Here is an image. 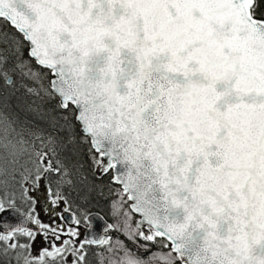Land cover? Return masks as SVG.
<instances>
[{"label": "snow or ice", "instance_id": "obj_1", "mask_svg": "<svg viewBox=\"0 0 264 264\" xmlns=\"http://www.w3.org/2000/svg\"><path fill=\"white\" fill-rule=\"evenodd\" d=\"M0 264H264V0H0Z\"/></svg>", "mask_w": 264, "mask_h": 264}, {"label": "rangeland", "instance_id": "obj_2", "mask_svg": "<svg viewBox=\"0 0 264 264\" xmlns=\"http://www.w3.org/2000/svg\"><path fill=\"white\" fill-rule=\"evenodd\" d=\"M41 193H43V188H41V192L40 193H35V195H37L38 198H39V202H38L37 207H36V211L39 214V219L42 220L44 223H53V220L51 219V215L49 213L46 214L43 211V207L41 205L43 195H41ZM61 210H62V207H61V209L59 211H61ZM73 211H75L74 208H73ZM80 231H81V239H83L82 234H83L84 229L81 228ZM115 235H119V234H115ZM120 239H125V238L123 236H120ZM41 246H46V245H43L42 238L38 237L37 238V243L35 244V249H39ZM129 246H131L130 243H129ZM33 254L34 255L37 254L36 251H34Z\"/></svg>", "mask_w": 264, "mask_h": 264}, {"label": "trees", "instance_id": "obj_3", "mask_svg": "<svg viewBox=\"0 0 264 264\" xmlns=\"http://www.w3.org/2000/svg\"><path fill=\"white\" fill-rule=\"evenodd\" d=\"M81 195H83L82 193H81ZM69 199L70 200H72V201H75L76 203H80V200L77 198V193L76 192H71V194L69 195ZM94 202V201H93ZM101 203L102 204H104L105 205V207H104V213L103 214H105L106 215V213H107V207H106V201H101ZM75 209V208H74ZM99 209H97V208H95V207H91V211H98ZM114 235V234H113ZM131 245V244H130ZM131 247V246H130Z\"/></svg>", "mask_w": 264, "mask_h": 264}, {"label": "flooded vegetation", "instance_id": "obj_4", "mask_svg": "<svg viewBox=\"0 0 264 264\" xmlns=\"http://www.w3.org/2000/svg\"><path fill=\"white\" fill-rule=\"evenodd\" d=\"M41 205H42V207H43V211H44V208H45V200H44V197L42 198V203H41ZM62 211V210H61ZM45 212V211H44ZM50 214V213H49ZM66 214V213H65ZM51 219L53 220V218H52V216H51ZM56 223H59V224H61L63 227H64V229L65 230H67V228H69V227H71V226H74V225H69V224H67L66 222H65V220H56L55 221ZM83 233H84V231H83ZM82 236H83V234H82ZM42 238V237H41ZM42 241H43V238H42Z\"/></svg>", "mask_w": 264, "mask_h": 264}, {"label": "water", "instance_id": "obj_5", "mask_svg": "<svg viewBox=\"0 0 264 264\" xmlns=\"http://www.w3.org/2000/svg\"><path fill=\"white\" fill-rule=\"evenodd\" d=\"M64 216H65V219H64L65 222H66L67 224H69V225H72L71 220H70V214H64ZM29 226L35 228L34 225H29ZM83 239H84V233H83Z\"/></svg>", "mask_w": 264, "mask_h": 264}]
</instances>
